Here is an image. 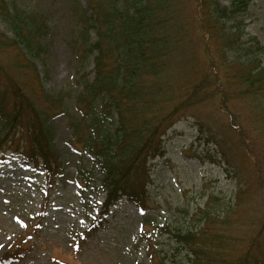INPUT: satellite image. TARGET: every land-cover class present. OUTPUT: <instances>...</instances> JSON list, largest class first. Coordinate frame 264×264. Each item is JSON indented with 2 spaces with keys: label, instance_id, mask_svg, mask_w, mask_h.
<instances>
[{
  "label": "rangeland",
  "instance_id": "374dc122",
  "mask_svg": "<svg viewBox=\"0 0 264 264\" xmlns=\"http://www.w3.org/2000/svg\"><path fill=\"white\" fill-rule=\"evenodd\" d=\"M17 2L37 9L48 21L49 30L42 38L47 51L34 58V64L45 91L64 96L62 111L51 118L64 176L47 194L42 171L27 164L14 149L2 154L0 264H152L151 251L169 264H179L188 261L189 248L174 235L189 230L206 232L199 237L204 243L214 239L212 247L224 258L221 264L236 260L252 243L257 250L264 249V123L256 117L251 98L237 101L235 97L229 105L235 122L245 127L246 133L240 135L230 124L233 118L221 95L193 106L168 131L166 155L151 162V201L146 213L123 199L97 231L74 244L73 237L89 227L105 201L100 182L85 191L79 188V165L92 170L96 178L101 173L95 156L75 141L69 123L71 116L80 115L76 95L86 77L92 81L95 75L94 56L82 66L69 46L79 34L74 9H86L87 4L85 0ZM221 2L228 6L231 0ZM179 8L187 18L195 13L192 1L185 0ZM239 19L245 27L244 39L256 37L264 45V0H249ZM0 30L12 37L1 18ZM189 31L194 47H202L204 32L194 24ZM92 39H97L94 31ZM197 49L194 53L191 46L182 44L169 55L171 66L165 78L169 81L170 74L172 89L166 95L176 102L179 86L198 75L197 62H205L203 51ZM261 55L264 60V52ZM0 67L3 77L14 76L33 88V70L20 68L14 49L0 50ZM226 71L223 66L220 74L227 75ZM109 121L115 122L116 116ZM23 238L27 242L18 247L22 255L5 259Z\"/></svg>",
  "mask_w": 264,
  "mask_h": 264
},
{
  "label": "trees",
  "instance_id": "16d2710c",
  "mask_svg": "<svg viewBox=\"0 0 264 264\" xmlns=\"http://www.w3.org/2000/svg\"><path fill=\"white\" fill-rule=\"evenodd\" d=\"M184 1L86 0L87 9H74L79 34L69 46L82 66L94 56L95 75L92 81L86 77L76 95L81 114L71 116L69 123L75 141L96 157L101 172L96 179L91 170L80 166L77 178L83 190L100 181L106 192L100 212L82 239L98 230L111 207L122 199L146 212L151 201V162L166 155L165 136L193 106L221 95L233 118L231 126L244 135L245 127L235 122L229 103L235 97L237 101L251 98L256 117L264 123V45L256 37L244 39L245 27L239 19L249 0H231L228 6L221 0H188L195 5L190 18L180 11ZM0 18L12 34L9 37L0 30V50L14 49L20 68L33 70V88H29L14 76L3 77L0 67V156L14 149L44 172L52 190L64 168L51 118L62 111L64 96L45 91L34 64V58L47 51L42 38L49 30L48 21L37 9L22 7L17 0H0ZM188 24L204 32L202 47H194ZM182 44L191 46L194 53L199 47L206 58L195 64L198 75L179 86L176 102L166 95L172 82L170 74L169 81L165 76L171 66L169 55ZM223 66L227 75L220 74ZM218 144L224 148L222 142ZM205 234L189 230L174 235L189 248L188 261L179 264H221L224 258L212 247L214 239L209 243L199 239ZM253 245L229 264H264V249ZM19 246L6 258L20 255ZM156 253L150 252L152 264H169L161 255L156 261Z\"/></svg>",
  "mask_w": 264,
  "mask_h": 264
}]
</instances>
